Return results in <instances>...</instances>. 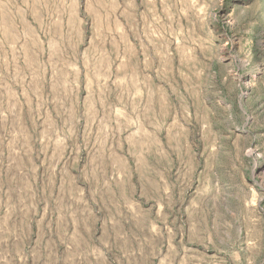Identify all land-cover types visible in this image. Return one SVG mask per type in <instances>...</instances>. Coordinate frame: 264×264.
I'll use <instances>...</instances> for the list:
<instances>
[{
	"label": "rangeland",
	"instance_id": "obj_1",
	"mask_svg": "<svg viewBox=\"0 0 264 264\" xmlns=\"http://www.w3.org/2000/svg\"><path fill=\"white\" fill-rule=\"evenodd\" d=\"M0 264H264V0H0Z\"/></svg>",
	"mask_w": 264,
	"mask_h": 264
}]
</instances>
